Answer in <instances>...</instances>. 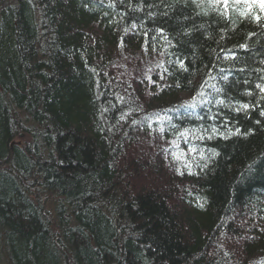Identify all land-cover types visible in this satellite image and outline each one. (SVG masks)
I'll return each instance as SVG.
<instances>
[{
	"label": "trees",
	"instance_id": "obj_1",
	"mask_svg": "<svg viewBox=\"0 0 264 264\" xmlns=\"http://www.w3.org/2000/svg\"><path fill=\"white\" fill-rule=\"evenodd\" d=\"M250 3L252 20L235 0H0L7 264H264V9ZM115 60L135 62L133 81ZM206 73L211 100L195 89ZM17 118L26 152L9 142ZM139 167L153 190L125 184Z\"/></svg>",
	"mask_w": 264,
	"mask_h": 264
},
{
	"label": "bare ground",
	"instance_id": "obj_2",
	"mask_svg": "<svg viewBox=\"0 0 264 264\" xmlns=\"http://www.w3.org/2000/svg\"><path fill=\"white\" fill-rule=\"evenodd\" d=\"M1 1H4V2L7 1V2H9L11 0H1ZM235 1L240 6H242L246 11H248V12L241 11V13L244 14V18H248V19L252 20L253 19V15H254L253 11L255 10V7H254V5L252 3H250V0H235ZM39 9L40 8H38V6H33V10H35L36 12H38ZM125 56L126 57H129V55H125ZM212 78H213V74L212 73H206L205 75H203L201 77V80L199 81V83H197V86L195 88L196 90H199V91H203L204 90L205 93H206V95H208L210 97V100H211V98L214 95L213 93H214L215 88H217V83L216 82L209 84V82H210V80H212ZM206 87H208V89H206ZM188 109H187L188 112L185 113V115H189V113H193V111L191 109V106H188ZM194 114L195 113H193V115ZM16 116L19 117L18 115H16ZM20 116H22V115L20 114ZM121 117H122L121 115H118V118L119 119ZM11 122H12L11 123V126L13 128V134H12L13 137L11 138V140H14V138H16V139H22L23 136H25V138L28 137V139L30 138V134L28 132H26L25 130H23L20 127V125H19L20 124L19 118H17V124H16L15 121H12V119H11ZM210 126H211L212 133L217 135L219 133V128L215 124H212ZM204 127H206V126H204ZM176 130H177V132L179 134H181V131L179 130V127L176 128ZM189 133H191V132H189ZM124 137H126V136L124 135ZM180 138H181V136H178L177 137V139H180ZM23 144H24V142L21 145H23ZM17 145H20V143L17 144ZM21 145H20V147L23 148ZM9 146L11 147L12 145L9 144ZM145 147H146V150H148L149 153H150L149 154V157H151V156L157 157L156 160H158L159 162H162L163 165H165V164H168V165H177L178 164L177 163V160H176V157H175L174 153L171 150H169V149L166 150L165 148H163L162 146L157 145V144H146ZM30 148H32V147H30ZM124 148H127V147H124ZM23 150L26 152V149L23 148ZM182 167H184L183 164H178V166H177L178 169H180ZM181 171L182 170L177 171V172H181ZM186 171H188V170H186ZM151 180H152V182H154L153 181L154 180L153 177H151ZM151 184H153V183H151ZM180 184H183V183H180ZM44 205H45L46 209H48L51 212V214H52L51 215V220L55 224H57L60 227L68 224V222H69L68 218L65 219V216L64 215H59L56 212V208L54 206H52L51 203L44 204ZM60 218H62V220H60ZM63 223H64V225H63ZM211 244L214 246V243L213 242ZM212 245L209 246L208 253L214 255V253L211 251V249H213V246ZM1 259L2 258H1V255H0V260Z\"/></svg>",
	"mask_w": 264,
	"mask_h": 264
},
{
	"label": "rangeland",
	"instance_id": "obj_3",
	"mask_svg": "<svg viewBox=\"0 0 264 264\" xmlns=\"http://www.w3.org/2000/svg\"><path fill=\"white\" fill-rule=\"evenodd\" d=\"M122 60V59H121ZM114 64L116 65H119L118 67H120L119 69V73L124 71L125 74L128 76V78L133 81V78H132V73L129 72L128 70V65L132 66V65H135L134 63L135 62H130L128 60H124V62L122 63V61L120 62V60H115L113 62ZM144 65H147V64H143ZM139 67V65H137ZM153 67L150 68V71L148 72V75L151 74V71H152ZM145 82H147V78L144 80ZM122 85V84H121ZM121 92H122V89H125L127 90L128 93H130V91L125 87V86H121ZM9 141V140H8ZM28 141V137L25 138V136L22 137V139H16L14 138V140H10L9 142H11L12 144H22L23 142L26 143ZM8 142V143H9ZM131 151V150H130ZM145 152H147L148 150H144ZM128 153H131V152H128ZM48 154L46 152H43V151H40V156L41 157H45V158H48L49 155L47 156ZM136 158V157H135ZM148 161V160H147ZM148 166V165H147ZM124 169V168H123ZM137 170V169H136ZM129 171H127V175L125 176L124 175V181L125 183L127 184V186L129 188L133 187V188H137V189H147L148 191L149 190H153V185L151 184L152 183V180H151V177L148 175V172H145L144 170H142L140 167L137 171H133L132 173H129ZM123 175V174H122ZM151 175V174H150ZM132 189V188H131ZM0 264H7L3 258L0 260Z\"/></svg>",
	"mask_w": 264,
	"mask_h": 264
},
{
	"label": "snow or ice",
	"instance_id": "obj_4",
	"mask_svg": "<svg viewBox=\"0 0 264 264\" xmlns=\"http://www.w3.org/2000/svg\"><path fill=\"white\" fill-rule=\"evenodd\" d=\"M225 2H227V0H225ZM256 2H259L261 8L264 9V0H256ZM257 19H259V17H257ZM244 107L247 108L248 106L245 105ZM193 151H195V149H193Z\"/></svg>",
	"mask_w": 264,
	"mask_h": 264
}]
</instances>
